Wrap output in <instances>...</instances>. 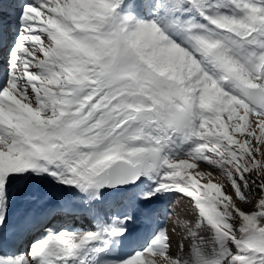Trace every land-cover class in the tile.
Listing matches in <instances>:
<instances>
[{
    "label": "snow or ice",
    "instance_id": "1",
    "mask_svg": "<svg viewBox=\"0 0 264 264\" xmlns=\"http://www.w3.org/2000/svg\"><path fill=\"white\" fill-rule=\"evenodd\" d=\"M0 264H264V0H0Z\"/></svg>",
    "mask_w": 264,
    "mask_h": 264
},
{
    "label": "rangeland",
    "instance_id": "2",
    "mask_svg": "<svg viewBox=\"0 0 264 264\" xmlns=\"http://www.w3.org/2000/svg\"><path fill=\"white\" fill-rule=\"evenodd\" d=\"M200 171L206 172L208 171V169H206L203 165L200 166ZM178 204L177 206H175V217H173L171 226H170V230L173 228L174 223L177 220H182L184 218H188V214H192L191 213V209L189 207V202L187 200H181L178 199ZM191 219V218H188ZM179 230V229H178ZM174 242H175V237H174Z\"/></svg>",
    "mask_w": 264,
    "mask_h": 264
},
{
    "label": "bare ground",
    "instance_id": "3",
    "mask_svg": "<svg viewBox=\"0 0 264 264\" xmlns=\"http://www.w3.org/2000/svg\"><path fill=\"white\" fill-rule=\"evenodd\" d=\"M188 218H193V217H192V214H188Z\"/></svg>",
    "mask_w": 264,
    "mask_h": 264
}]
</instances>
